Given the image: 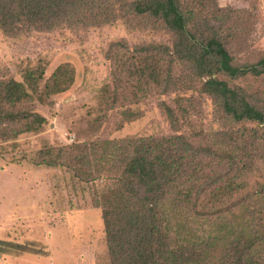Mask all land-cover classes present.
I'll return each instance as SVG.
<instances>
[{"label": "rangeland", "instance_id": "1", "mask_svg": "<svg viewBox=\"0 0 264 264\" xmlns=\"http://www.w3.org/2000/svg\"><path fill=\"white\" fill-rule=\"evenodd\" d=\"M98 2L82 13L69 12L51 28L29 25L22 17L9 23L7 31L0 22V80L23 82L33 100L19 108H34L47 119L38 131L0 137V264H110L101 209L92 204L94 194L82 191L84 185L73 176L74 171L39 163L46 147L176 133L195 146L217 142L229 146L228 138L216 135L219 131L247 130L248 135L241 139L246 147L241 150L242 158L247 162L248 155L255 157L241 195L264 189L258 188L264 183V123H233L210 95L199 92L200 81L194 79L192 63L172 55L176 77L184 88L195 89L183 94L182 90L164 93L163 88L153 87L139 103L121 105L128 103L123 101V90L132 81L124 74L121 84L111 81V45L124 41L130 50L148 44L173 48L176 36L161 20L130 12L128 0ZM180 2L191 18V32L199 38L218 35L234 63L251 64L264 56V0ZM109 9H115L116 20L94 18ZM65 64L72 71V83L55 93L60 86L50 82L51 76ZM41 70L44 74L37 85L26 83L29 72L36 76ZM218 77L238 87L264 111V73ZM67 79L68 75L62 78ZM47 91L50 97H46ZM114 93L118 99L113 103ZM165 105L180 118L176 127ZM180 106L187 110L185 117ZM127 108L135 110L136 116H129Z\"/></svg>", "mask_w": 264, "mask_h": 264}, {"label": "trees", "instance_id": "2", "mask_svg": "<svg viewBox=\"0 0 264 264\" xmlns=\"http://www.w3.org/2000/svg\"><path fill=\"white\" fill-rule=\"evenodd\" d=\"M128 1L130 12L161 20L175 34L176 42L173 48L148 44L133 50L124 41L111 45V81L121 84L123 74L132 81L123 90V101L128 103L121 105L139 103L153 87L163 88L164 93L182 90L183 94L195 89L184 88L176 77L172 55H178L193 64L199 92L210 95L233 123H264V111L238 87L218 77L261 75L264 56L251 64L234 63L218 35L199 38L191 32V18L180 0ZM96 5L98 0H0V22L7 31L9 23L22 17L29 25L51 28L69 12L76 15ZM117 17L115 9L94 16L108 22ZM43 74V70L36 76L29 72L26 83L37 85ZM66 75L68 79L62 80ZM71 77L68 64L59 66L50 79L60 86L55 93L66 90ZM26 87L13 78L0 80L2 138L35 132L47 123L34 108H19L33 100ZM115 93L113 103L118 99ZM50 96L47 91L46 97ZM165 107L176 127L180 118L172 107ZM180 109L185 117L187 110ZM125 112L136 116L130 108ZM248 133L236 128L219 131L216 135L228 138L229 146L220 142L195 146L176 133L46 147L39 163L74 171L73 176L84 185L82 191H92V204L102 213L110 264H264V189L241 195L248 185L246 175L254 167V155H248L247 162L242 158L241 150L246 147L241 139Z\"/></svg>", "mask_w": 264, "mask_h": 264}]
</instances>
